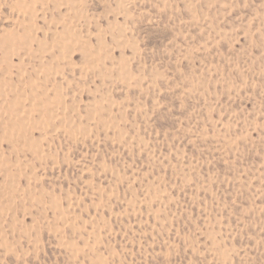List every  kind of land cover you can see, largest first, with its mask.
I'll return each mask as SVG.
<instances>
[{
	"label": "rangeland",
	"instance_id": "1",
	"mask_svg": "<svg viewBox=\"0 0 264 264\" xmlns=\"http://www.w3.org/2000/svg\"><path fill=\"white\" fill-rule=\"evenodd\" d=\"M0 264H264V0H0Z\"/></svg>",
	"mask_w": 264,
	"mask_h": 264
}]
</instances>
